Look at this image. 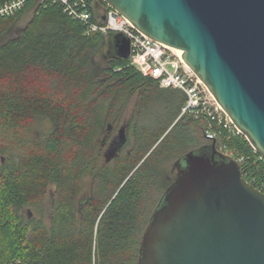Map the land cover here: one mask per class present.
Masks as SVG:
<instances>
[{
	"label": "trees",
	"instance_id": "trees-1",
	"mask_svg": "<svg viewBox=\"0 0 264 264\" xmlns=\"http://www.w3.org/2000/svg\"><path fill=\"white\" fill-rule=\"evenodd\" d=\"M30 7L0 18V264H138L177 162L213 142L180 117L181 91L107 54L113 33L86 35L58 6ZM106 9L93 0L94 15ZM45 122L53 129L42 135ZM225 143L244 178L264 182L247 140Z\"/></svg>",
	"mask_w": 264,
	"mask_h": 264
},
{
	"label": "water",
	"instance_id": "water-1",
	"mask_svg": "<svg viewBox=\"0 0 264 264\" xmlns=\"http://www.w3.org/2000/svg\"><path fill=\"white\" fill-rule=\"evenodd\" d=\"M140 33L182 52L264 159V0H103ZM116 56L130 41L113 33ZM215 142L185 154L141 236L138 264H264V194Z\"/></svg>",
	"mask_w": 264,
	"mask_h": 264
},
{
	"label": "built area",
	"instance_id": "built-area-1",
	"mask_svg": "<svg viewBox=\"0 0 264 264\" xmlns=\"http://www.w3.org/2000/svg\"><path fill=\"white\" fill-rule=\"evenodd\" d=\"M92 4L93 0H6L0 3V18L15 16L28 5H32L28 12H35L38 7L56 5L70 19L80 22L86 35H105L110 32L123 34L130 41V65L144 77L155 80L161 89L181 91L185 96V104L181 108L180 117L190 116L193 120L200 121L203 124L204 138L210 142L224 141L218 151L235 159L242 168L243 159L235 158V151L229 150L225 142L243 135L206 86L183 63L176 50L143 35L112 8L108 7L99 15H94ZM259 160L264 159L259 156ZM245 181L264 194L263 181L259 186L254 185L255 180Z\"/></svg>",
	"mask_w": 264,
	"mask_h": 264
},
{
	"label": "rangeland",
	"instance_id": "rangeland-1",
	"mask_svg": "<svg viewBox=\"0 0 264 264\" xmlns=\"http://www.w3.org/2000/svg\"><path fill=\"white\" fill-rule=\"evenodd\" d=\"M30 17H31V14H25V15H24V16L18 21L17 26H18V27H23V26L27 23V21L29 20ZM113 35H114V34H112L111 36L108 37V46H107L106 52H107V54H108L109 56H115V55H116V50H115V48H114V45H113V39H112ZM134 102H135V98H133V99L130 101L129 105L127 106V111H126L127 116L130 115V113H131V111H132V107H133ZM149 103H151V102H149ZM155 105H156V104H153L152 106L155 107ZM52 129H53V125H52L51 123H49V122H45V123L41 126L40 131H41L42 135H45V134L49 133L50 131H52ZM117 134H118V131L116 132V139L114 140V144L112 143V145H111L110 148H109V154H110V155L112 154V152L115 151V147H114L115 144L121 140L120 137H117ZM34 135L37 136V135H39V133H36V132H35ZM84 195H85V190H84Z\"/></svg>",
	"mask_w": 264,
	"mask_h": 264
},
{
	"label": "flooded vegetation",
	"instance_id": "flooded-vegetation-1",
	"mask_svg": "<svg viewBox=\"0 0 264 264\" xmlns=\"http://www.w3.org/2000/svg\"><path fill=\"white\" fill-rule=\"evenodd\" d=\"M124 132H125L124 129L119 130V131H118V134H117V137H120L121 139L124 140V139H125V138H124ZM174 171H175V176H176V173H177V171H178V166H177V165L175 166Z\"/></svg>",
	"mask_w": 264,
	"mask_h": 264
},
{
	"label": "bare ground",
	"instance_id": "bare-ground-1",
	"mask_svg": "<svg viewBox=\"0 0 264 264\" xmlns=\"http://www.w3.org/2000/svg\"><path fill=\"white\" fill-rule=\"evenodd\" d=\"M176 53L181 56L182 55V52L180 50H176Z\"/></svg>",
	"mask_w": 264,
	"mask_h": 264
}]
</instances>
